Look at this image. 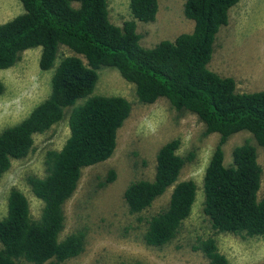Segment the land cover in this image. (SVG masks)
Wrapping results in <instances>:
<instances>
[{
  "label": "trees",
  "instance_id": "trees-1",
  "mask_svg": "<svg viewBox=\"0 0 264 264\" xmlns=\"http://www.w3.org/2000/svg\"><path fill=\"white\" fill-rule=\"evenodd\" d=\"M19 1L22 12L0 23V69L14 66L25 50L41 47L39 68L53 72L48 96L20 121L0 130V180L13 159L30 153L34 135L60 121L66 109L70 134L59 150L45 153L44 176L25 178L43 204L37 219L25 193L10 188L0 218V264H65L85 250L84 229L62 235L63 206L76 190L82 169L112 156L118 130L131 112L125 97L93 92L102 66L132 83L140 103L164 98L174 109L196 114L204 124L203 136L219 135L202 179V213L209 231L189 242L191 250L206 259L202 264H232L219 249L218 234L264 237V194L258 195L264 90L240 92L232 76L210 67L216 35L240 0H185L184 15L194 21L193 30L153 47L140 44L136 20L154 21L157 0H129L130 18L121 25L111 21L108 0ZM4 89L0 80V94ZM238 132L249 133V138L236 144L226 161L224 145ZM179 148L178 137L163 143L156 152L153 178L133 180L123 192L134 214L172 188L167 206L147 221L142 239L148 247L162 249L178 238L201 191L194 179H180L194 152L182 154ZM114 177L115 171L109 170L102 185Z\"/></svg>",
  "mask_w": 264,
  "mask_h": 264
},
{
  "label": "rangeland",
  "instance_id": "rangeland-1",
  "mask_svg": "<svg viewBox=\"0 0 264 264\" xmlns=\"http://www.w3.org/2000/svg\"><path fill=\"white\" fill-rule=\"evenodd\" d=\"M157 1L154 21L136 20L143 47H153L163 39L172 41L194 27V21L184 15L185 0ZM108 2L113 23L121 25L130 18L129 0ZM22 9L19 0H0V23L20 14ZM62 49L64 54L68 53L66 48ZM40 52L41 47L27 49L14 66L0 69V80L5 86L0 94V130L20 121L48 96L53 70L39 68ZM210 67L221 75L232 76L240 92L264 90V0H240L230 8L228 24L216 35ZM97 72L93 92L125 97L131 103V112L118 130L112 156L83 168L76 190L64 203L62 235L78 229H84L86 234L85 250L65 264H125L133 260L145 264L204 263V256L191 250L189 242L209 231L208 219L202 213V179L219 135L203 136L204 124L196 114L178 111L164 98L150 104L140 103L134 85L116 70L102 66ZM69 111L66 109L62 119L49 129L34 135L33 148L26 157L12 160L0 180V218L6 213L12 187L21 189L28 197L32 217L40 216L42 201L31 193L25 178L29 174L45 175V153L59 150L70 134ZM248 134L238 132L228 139L224 145L226 161L232 148L249 138ZM175 137L180 139V153L194 152L193 160L181 170L180 179H194L201 191L197 189L191 215L184 221L178 238L158 249L146 246L142 235L148 219L167 206L172 188L143 212L134 214L129 212L123 192L133 180L153 178L158 148ZM258 161L263 168L260 198L264 194V147L258 150ZM111 169L115 171L114 179L102 185ZM217 242L232 264H264V237L221 233Z\"/></svg>",
  "mask_w": 264,
  "mask_h": 264
}]
</instances>
